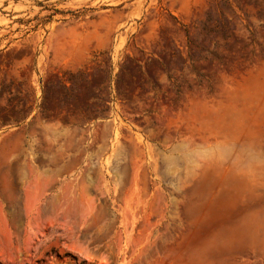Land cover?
Returning <instances> with one entry per match:
<instances>
[{
    "label": "rangeland",
    "instance_id": "1",
    "mask_svg": "<svg viewBox=\"0 0 264 264\" xmlns=\"http://www.w3.org/2000/svg\"><path fill=\"white\" fill-rule=\"evenodd\" d=\"M0 264H264V0H0Z\"/></svg>",
    "mask_w": 264,
    "mask_h": 264
}]
</instances>
